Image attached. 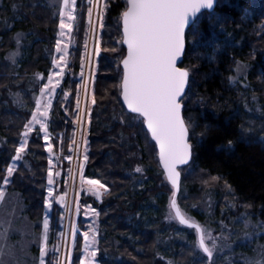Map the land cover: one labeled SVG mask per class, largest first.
<instances>
[{"label":"trees","instance_id":"16d2710c","mask_svg":"<svg viewBox=\"0 0 264 264\" xmlns=\"http://www.w3.org/2000/svg\"><path fill=\"white\" fill-rule=\"evenodd\" d=\"M45 3L46 0H41L39 5L32 6L23 5V1L7 0V8L0 11L2 98L7 90H12L14 82L26 81L35 72H43L48 67L44 40L50 37L53 42L57 20ZM105 4L84 175L99 180L108 188L98 206L105 229L102 244L107 249L112 242L118 246L114 250L109 249V258L100 257L99 264H208L204 254L191 260L190 254H185L182 249L179 252L178 247L173 246L176 242H184L182 234L174 235L173 230L170 234L167 231L161 233L172 190L164 181L155 144L142 119L140 122L132 121L134 115L128 113L121 102L120 62L125 56L121 13L126 9L127 0H106ZM79 5L80 19L83 20L77 26L81 28L85 26L83 8L88 4L81 0ZM263 24L264 0H218L214 11L201 14L197 23L186 32V49L180 67L189 71L190 78L182 99V115L189 128L192 160L180 169L177 199L182 205H197L209 191H215L217 213L230 201L235 204L238 214H251L264 224V143L250 135L251 131L262 126V121L260 117L253 118L247 102L241 98L244 85L254 88L258 107L264 114ZM16 33L31 37L19 41L18 51L22 53L23 60L18 73L13 74L2 58L7 52L17 49ZM34 37L38 39L34 41ZM224 42L229 45L220 48ZM79 60V50H72L71 73L63 83L64 90L70 95L67 102L59 95L52 109L50 132L54 152L59 155L61 152L68 154L66 151L73 140L72 119L78 86L73 75L79 70ZM236 61L245 64L246 71L238 74ZM229 77H236V80L230 82ZM5 117L1 118L0 136L10 137L9 143L16 146L21 123L13 124L8 120L9 116ZM28 146L31 169L20 164L9 189L22 198L30 227L27 231L37 232L44 208L47 156L42 139L36 134ZM9 163V156H0V180L4 178ZM137 167L142 171L135 172ZM212 177L219 179L213 180ZM143 178L147 180L140 181ZM226 184L231 186V190L225 187ZM192 215L204 223L202 215L196 212ZM9 223L12 224L7 221L6 226L0 228L1 233L7 230L8 237ZM53 228L58 229L55 219ZM181 233L192 238V231L182 228ZM164 247L167 249L162 250ZM34 248L27 251L18 249L21 256H18L17 264H28L30 260L35 264L37 250ZM74 262L79 263V255Z\"/></svg>","mask_w":264,"mask_h":264},{"label":"rangeland","instance_id":"374dc122","mask_svg":"<svg viewBox=\"0 0 264 264\" xmlns=\"http://www.w3.org/2000/svg\"><path fill=\"white\" fill-rule=\"evenodd\" d=\"M7 0H0V11L6 7ZM22 3L30 4L32 6L39 5L41 0H14ZM79 1L76 0L74 14L77 17L75 22V28L72 33L66 35L64 37L59 36V22L60 15L59 9L61 6V0H46L45 5L49 7L53 13V16L57 20V26L53 30L52 40L46 38L44 44L46 47V61L48 67L45 68L43 72H35L30 78L26 81H16L12 85V90H7L4 98L0 97V122L1 118L6 116L10 117V122L17 124V122L21 123L22 129L17 139V145L13 146L9 143L10 137L3 135L0 136V156H9L10 163H13L12 157L16 154V147L19 146L21 142V133L24 131V125L27 123L32 116V111L35 109V97L40 95V89L45 84L48 83V75L50 71L56 72L59 71L58 68L54 69L52 65L53 57L59 59L61 53L56 52V41L58 39L62 40L63 43H69L68 47V58H67V66L64 68L63 75L61 77H54L53 82L55 80H59V86L55 88V91L51 94L50 97H46V99L51 100V108L49 109V114L47 118L48 124V133L50 135V140L48 143L52 144V134L50 132L52 125V109L56 98L59 95H62V99L67 102V99L70 95L67 90L63 88V83L67 75L71 73L70 69V57L72 50H79V70L73 75V80L78 82V86L76 89V100L74 102V110L72 119V129H73V140L69 145V148L66 152L58 153L54 152V148L52 145V156L51 159L55 167L53 168V172L59 171L60 176L55 177L56 184L54 186L53 195H60L64 192L67 193L66 200L70 202V209L65 210L58 203L53 200V206L51 210H46L43 208L42 218L39 222L38 231H32L31 229L27 231L28 223L27 217L25 214V206L22 202V198L15 191L10 190L9 186L12 183V178L19 167L20 164L24 165L27 169H31L29 159L30 156L28 154L29 146L26 148L25 153L21 160L15 162V168L13 175L8 178L9 182L7 184L4 183V178L6 176V169L4 178L0 180V188H2L6 195L3 201H0V228L4 225L6 226L7 221H11L9 225H7V229L10 231L8 234L10 236L0 237V249L3 250V255L0 256V264H17L19 259L18 249L21 251L31 250V248L37 250L36 252V260L35 264H39V237L43 231L42 225L45 216L47 215L49 219V231H48V242L47 247L49 249L46 257L45 264H54V261L59 257L64 261V264H75L74 260L77 255H79V263L81 259L86 258V254L84 252V238L81 233L88 231L89 226L95 228L96 230V243L94 245V249L97 251V255L92 260V264H99L100 257L109 258V249L114 250L115 247L118 246L116 242H112L109 244V248L107 249L105 245L102 244V241L105 240V229L102 227L100 221V211L98 206L102 203L104 194L99 200L96 199L94 195L88 193L83 190L81 186V172L79 165L83 164V176L85 179L88 178L84 175V171L88 162V159L85 161L83 157L86 155L88 157V128L91 122L92 109L94 106V87L96 76L98 74V58L101 55V24L103 22L104 13L106 10V0H101V3L98 6H93V4L89 3V0H83L87 5L83 8V18L85 21V26L81 28L77 26V24L82 21L80 19V5ZM22 5V4H21ZM92 9L91 12V21L89 23V9ZM15 9L12 5V11ZM102 13V19L99 18V14ZM17 19V18H16ZM66 19V18H65ZM264 26V24H263ZM67 31V30H65ZM31 36H22L21 33H16L14 39L19 41L25 40L26 38ZM38 38L34 37L33 40H37ZM214 39L216 37L214 36ZM228 40V37H226ZM99 41L100 53L97 56L95 53L96 41ZM216 39L215 41H217ZM222 40V39H221ZM225 40V39H224ZM80 42V43H79ZM219 42V41H218ZM222 42V41H221ZM33 43V42H32ZM229 44L224 42L220 45V48H227ZM17 49L7 52L3 56V63H5L8 68L12 71L13 74H17L21 61L23 60L22 53L18 50L21 46L17 43ZM236 46V45H234ZM233 46V47H234ZM217 48V45L215 46ZM231 47V44L230 46ZM212 48V45H211ZM215 48L214 51H217ZM15 54V55H14ZM83 63V67H81ZM83 73V75H81ZM36 74H40L41 78L38 79ZM16 77V75H14ZM243 100H245L248 104V108L252 111L251 115L253 118H261L262 126L264 125V114L260 107H258L257 99L254 96L255 90L254 88H247V86H243L242 88ZM251 91V92H250ZM67 93V95H65ZM247 98V99H246ZM78 101H79V110H78ZM82 110V111H81ZM79 117V119H78ZM249 122H252L251 120ZM2 123V122H1ZM252 125V123H251ZM259 126L254 131H251L250 135L255 138L257 141L264 143V126ZM259 133V134H257ZM36 134L42 139L43 147L45 154L47 156V171H46V185H45V197L48 195L47 188L49 187L47 183L48 178V170H49V152L46 151L47 144L43 139L44 133L39 131V124L33 125V131L29 134L28 140L31 141L32 137ZM58 137L61 138V134H58ZM87 141V143H85ZM60 142V141H59ZM29 145V143H28ZM65 157H71V159H65ZM9 163V164H10ZM66 163L68 164L66 166ZM136 169V168H135ZM136 172V171H135ZM165 179V178H164ZM97 180V179H94ZM145 181L147 178L140 179V181ZM167 184L166 180H164ZM139 187V183L136 184ZM106 186V185H105ZM107 188V186H106ZM108 189V188H107ZM172 190V188H170ZM77 193L79 195L77 196ZM172 196V193L168 196L167 200V211L165 218L163 220L164 226L162 228L161 233L169 232L173 230L174 235H183L184 242H176L173 246L178 247L177 250L179 252L184 251L185 254H190L189 257L191 260H195L201 258L203 254L200 250H198L195 245L196 236L193 230L185 228L181 226L177 221L168 219L169 215V200ZM51 199V198H50ZM179 199V198H178ZM177 199L179 206L187 212V214L197 220L192 213L196 212L199 215L203 216L204 223L202 225L206 226L212 231V235L217 238V248L214 253V264H246V261L249 259L258 260L264 255V224L253 217V215L248 213H237V209L233 202L228 201L223 209L216 212L217 202L215 197V191H209L204 199L197 205L187 204L182 205L181 202ZM94 202H96V206H94ZM44 205V204H43ZM94 208L98 213V217H94L89 214V209ZM63 217V219H62ZM55 219L57 223L58 229L55 230L53 228V220ZM95 220V224L93 221ZM247 220L248 227L245 228L244 221ZM198 221V220H197ZM199 222V221H198ZM75 224L77 232L75 238H73L71 234V226ZM21 227L20 230L18 227ZM173 228V229H171ZM180 228V229H177ZM184 228L188 231H192V238L185 236L181 233V229ZM4 230V228H3ZM36 232V233H35ZM1 233V232H0ZM61 233H63V238L61 237ZM24 237H27L24 240ZM59 238V241H57ZM6 239V240H5ZM22 239V240H21ZM56 239V241H54ZM174 239V238H173ZM5 240V241H4ZM53 240V241H52ZM10 241V243H7ZM52 241V243H51ZM101 244L103 245L101 249ZM33 245V246H32ZM32 246V247H30ZM57 248L58 250L53 251V248ZM183 247V248H182ZM167 249L166 247L162 248V250ZM105 251V252H104ZM20 252V251H19ZM21 256V255H20ZM209 261H207L208 263ZM28 264H33L32 260L29 261ZM181 264V263H180ZM209 264V263H208Z\"/></svg>","mask_w":264,"mask_h":264},{"label":"snow or ice","instance_id":"6c2138e0","mask_svg":"<svg viewBox=\"0 0 264 264\" xmlns=\"http://www.w3.org/2000/svg\"><path fill=\"white\" fill-rule=\"evenodd\" d=\"M215 0H127L126 9L121 13L123 24V43L127 45V55L122 60L123 77L121 81V95L123 102L127 105L130 113L135 114L132 121L140 122L146 126L151 139L158 146L159 161L163 167L167 181L172 186V196L169 200L168 219L177 221L180 225L194 231L196 240L195 247L208 258L209 264H214V253L217 248V238L212 235V231L200 222L189 216L177 202V192L180 189L179 165L188 164L192 152L188 142L189 128L181 114L182 99L185 94V87L189 83V71L178 67L186 40V27L197 23L198 14L202 9H212ZM93 6H98L101 0H89ZM76 0H61L59 15V36L64 37L72 33L75 28L77 17L74 14ZM91 12L89 9V23L91 24ZM66 18V19H65ZM102 19V13L99 14ZM103 25L101 24V27ZM67 30V31H65ZM19 44V39L17 40ZM68 43L62 40L56 41V52L61 53L59 59L53 57V68L59 71H50L48 83L40 89V95L36 96L35 109L32 111L31 119L25 123L24 131L21 133V142L16 147V154L12 157L6 169L4 183L9 182L16 170L15 162L22 159L28 147V137L33 131V125L39 124V131L44 133L43 139L47 144L46 151L49 152L50 159L47 183L48 195L45 197L44 207L51 210L53 200L66 211L70 209V202L66 200L67 193L54 196L55 177L60 176V172H53L55 167L52 156V144L48 143L50 135L48 133L47 118L51 108L50 97L59 86V80L53 82L54 77H61L64 68L67 66ZM95 53H100L99 41H96ZM15 55V54H14ZM83 67V63L81 65ZM247 66L236 61L235 71L239 74L246 71ZM40 79L41 75L36 74ZM83 75V73H81ZM236 77H229L230 82H234ZM67 95V93H65ZM93 103L95 100L93 99ZM79 110V101H78ZM82 111V110H81ZM79 119V117H78ZM87 143V141H85ZM231 145V141H229ZM71 159V157H65ZM86 161L88 157L85 155ZM81 172V186L84 191L91 193L99 200L108 192L106 186L99 180L85 179L83 176V164L79 165ZM137 173L142 169L137 167ZM218 180L219 177H212ZM231 190L230 185H225ZM5 191L0 188V201L5 198ZM79 193H77V196ZM51 198V199H50ZM89 214L98 217L99 213L94 209H89ZM63 219V217H62ZM248 221H244L245 228ZM95 224V220L93 221ZM43 231L39 237V264H45V257L49 251L47 247L49 219L47 215L43 220ZM76 226H71L73 238L76 236ZM7 230L0 233V237H6ZM63 233L61 237L63 238ZM84 238L85 259H81L80 264H92V260L97 255L94 249L96 243V230L91 225L88 231L81 233ZM58 250L53 248V251ZM264 251V248H262ZM3 250L0 249V256ZM54 264H64L59 257ZM246 264H264V255L258 260L249 259Z\"/></svg>","mask_w":264,"mask_h":264},{"label":"water","instance_id":"95a60500","mask_svg":"<svg viewBox=\"0 0 264 264\" xmlns=\"http://www.w3.org/2000/svg\"><path fill=\"white\" fill-rule=\"evenodd\" d=\"M217 1H218V0H215V2H214V6H213L212 9H202V10H201V13L198 14V17H199L201 14L205 13V12H207V13H211V12H213L214 9H215L216 6H217ZM260 1H261V0H260ZM198 17H197V19H198ZM192 26H193V25H191V26H187L185 31L187 32V30H188L189 28H191ZM121 34H122V46H123L124 49H125V56H126V55H127V45H125V44L123 43V24H122V20H121ZM185 49H186V40H185V48H184V52H183V54H182L180 60L178 61V67H180V64H181V62H182V60H183L184 53H185ZM125 56H124V57H125ZM124 57H123V58H124ZM122 60H123V59H122ZM122 60H121V62H120V66H121V69H122V77H123V65H122ZM180 68H181V67H180ZM182 69H184V68H182ZM189 78H190V74H189ZM121 81H122V79H121ZM188 85H189V83H188ZM188 85L185 87V93H186V91H187ZM121 91H122V89H121ZM184 95H185V94H184ZM183 97H184V96H183ZM121 102H122L124 108L126 109V111H127L128 113H130V112L128 111V109H127V105H125L124 102H123V97H122V95H121ZM182 108H183V106H182ZM182 108H181V114H182ZM130 114H132V113H130ZM133 115H135V114H133ZM182 116H183V115H182ZM141 119H142V118H141ZM143 125H144V124H143ZM144 128H145V130L147 131V128H146L145 125H144ZM147 133H148V131H147ZM148 135H149V137H150V139H151V135H150V133H148ZM151 141L155 144V141H153L152 139H151ZM155 147H156V150H157V158H158V162H159L160 169H161V171H162V173H163V175H164V177H165V180L167 181L166 176H165V173H164V170H163V167H162V165L160 164V161H159V156H158L159 149H158V146H157L156 144H155ZM191 152H192V147H191ZM191 160H192V155H191V158H190L188 164H186V165H179L177 170L180 171L181 168H184V167L188 166V165L190 164ZM180 182H181V175H180ZM167 183H168V184L170 185V187L172 188L171 184H170L168 181H167ZM172 191H173V190H172ZM179 191H180V189H179ZM179 191L177 192V198H178ZM181 226H182V225H181ZM183 227H185V226H183ZM185 228H186V227H185ZM204 255H205V254H204ZM205 256H206V255H205Z\"/></svg>","mask_w":264,"mask_h":264}]
</instances>
